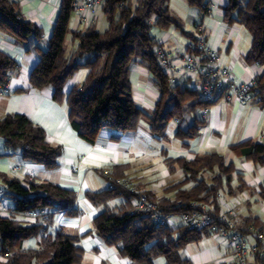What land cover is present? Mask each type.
Wrapping results in <instances>:
<instances>
[{"label":"trees","instance_id":"16d2710c","mask_svg":"<svg viewBox=\"0 0 264 264\" xmlns=\"http://www.w3.org/2000/svg\"><path fill=\"white\" fill-rule=\"evenodd\" d=\"M72 2L60 0L46 48L34 47L38 60L30 70L29 83L36 90L49 88L53 100L65 102L70 124L80 138L93 143L100 129L106 128L112 131L111 138L118 140L120 133L135 129L144 116L153 135L161 137L171 120H180L185 112L207 105L196 99L198 93L188 89L185 81L169 85L153 52L157 45L153 29L181 26L179 19L170 12L169 0H104L99 9L109 23L108 28L100 32L91 24L83 31L70 32L77 45L66 55L64 39L69 33ZM186 2L204 14L208 12L205 0ZM224 19L239 23L250 32L252 41L246 61L264 64V0H247L243 4L242 0H228ZM0 32L13 36L26 45L27 50L32 39L42 38L41 29L22 17L14 0H0ZM189 38L192 44L186 51L196 52L193 34H189ZM134 61L148 69L159 92L149 116L132 98L129 72ZM15 67V60L0 50V90L7 85ZM81 67L87 69L85 78L65 94L64 84ZM251 97L258 105L264 106V71L255 76ZM199 127V124H193L182 128L178 124L175 135L178 138L191 137ZM0 138L5 149L19 152L25 160L48 169L58 165L60 145L50 144L44 129L24 114L13 113L0 118ZM231 149L245 160L264 166V142L245 140L231 145ZM167 161L171 169L175 163L184 173L181 181L167 187L172 195L154 197L143 192L165 216L178 218L171 225L155 223L148 215L134 210L130 194L122 187L108 188L106 183L103 190L84 193L93 206L100 207L92 225L102 242L116 247L121 256L138 264H154V259L159 256L165 258L166 264H192L189 259L181 257L179 251L187 243L211 233L204 228L187 227L180 220L181 214L194 209L193 204L208 202L210 198L215 200L223 186L228 188L229 194L246 187L242 173L216 152L196 155L193 159ZM106 169L115 177H127L117 170V166ZM206 172L211 173L208 178L204 177ZM102 177L106 181L105 176ZM233 179L239 183L235 187L237 190L232 188ZM188 182L192 184L186 186ZM26 184L0 172L2 195L12 202L9 214L0 216V255H4L0 264H79L83 250L77 245V236L58 231L52 237H41L37 247H24V241L39 236L45 228L40 223L24 224L17 219L36 209H47L46 219L58 212L78 216L75 191L51 181L26 180ZM260 196L264 198V184L260 187ZM117 197L123 202L110 206V200ZM236 223L239 227L255 226L264 231V221L259 217L246 216Z\"/></svg>","mask_w":264,"mask_h":264},{"label":"crops","instance_id":"0c3cea01","mask_svg":"<svg viewBox=\"0 0 264 264\" xmlns=\"http://www.w3.org/2000/svg\"><path fill=\"white\" fill-rule=\"evenodd\" d=\"M14 1L17 2L22 17L41 29L42 38L32 39L27 50V46L16 41L13 36L0 32V50L16 62L6 85L8 91H0V118L13 113L26 115L44 129L46 140L50 144L60 145L61 151L57 158V167L48 169L23 159L19 152L5 149L3 139L0 138V172L20 179L25 186L26 180H36L51 181L71 189L76 193L75 206L79 210L78 216H66L58 212L48 219L46 215L36 219L27 215L18 216L17 219L24 224L40 223L45 228L39 236L24 241V247H37L41 237H52L60 231L78 237L77 245L83 250L79 264H138L121 256L116 247L102 242L92 225L100 207L89 202L85 191L105 189L106 181L98 170L117 166V170L134 180L142 191L154 197L164 194L171 196L172 193L166 190L167 187L181 181L184 173L175 163L171 165V169L167 160L193 159L196 155L207 152H216L224 157L226 163H232L236 171L242 173L246 185L234 194H229L228 188L223 186L216 199L210 198L208 203L217 211H231L238 221L246 216L259 217L264 221V216L259 213L264 209V198L260 196V187L264 184V166L245 160L231 149V145L245 140L264 142V106L258 105L254 97L246 102L234 99L214 102L204 119L199 118L198 109L187 111L180 120H171L161 137L153 135L144 116L143 120L140 118L135 129L120 133L118 140L111 138V130L102 128L94 142L89 143L80 138L72 128L65 102L53 100L49 88L36 90L29 83L30 70L38 60L34 47L38 45L42 49L46 48L58 16L60 0ZM246 1L242 0V4ZM205 2L208 7L206 14L188 5L186 0H169L170 12L179 19L181 26L179 28L170 25L166 29H153L152 34L157 45L171 53L186 51L192 44L189 34H193L196 25L200 23L206 33L208 47L221 56L223 65L230 69L236 79L249 81L264 71V64L246 61L245 56L252 41L250 32L241 24L224 19L228 0ZM91 24L100 32L109 26L101 9L87 23L80 20L77 12H72L68 23L69 33L64 39V50L69 42L71 50H65L66 55L77 45V40H72L70 32L83 31ZM86 73L85 67L79 68L64 84V93L67 94L73 85L80 84ZM129 82L134 102L149 116L159 98L150 72L138 61H134L130 65ZM171 122L172 126L169 125ZM178 124L182 128L193 124H199L200 127L191 137L178 138L175 135ZM210 175V172H206L204 177L208 178ZM191 184L192 182H188L186 186ZM238 184L236 179L232 180V188L235 189ZM114 199L110 200V206L123 202L122 198ZM253 200L255 205L260 206L254 207L251 212L250 205ZM0 204L7 211L12 206L7 196H0ZM244 206L248 213L242 214L240 211ZM179 253L192 264H229L232 260L228 240L209 233L203 234L195 242L187 243ZM154 264H166V260L159 256L154 259Z\"/></svg>","mask_w":264,"mask_h":264},{"label":"built area","instance_id":"2783aa9c","mask_svg":"<svg viewBox=\"0 0 264 264\" xmlns=\"http://www.w3.org/2000/svg\"><path fill=\"white\" fill-rule=\"evenodd\" d=\"M103 2L104 0H73L72 8L78 13L80 20L87 23ZM193 36L196 52L171 53L158 45L153 48L167 83L176 85L185 81L188 89L198 93L196 99L207 103L198 109L200 119L206 118L210 105L219 100L248 101L252 95L255 77L249 81L236 79L230 69L223 65L221 56L208 47L202 24L196 25ZM0 91L6 93L7 86ZM100 172L105 176L108 188L119 186L130 194L134 210L148 215L155 223L173 224L172 218L165 216L134 180L128 177H115L106 168H102ZM0 196H3L1 187ZM193 205L194 209L181 214V222L189 228H204L213 235L226 238L232 254L229 264H264V231L255 226L239 227L231 211H217L208 202ZM5 213L9 214V210L0 204V216H7ZM47 213V209H36L29 211L27 216L36 219Z\"/></svg>","mask_w":264,"mask_h":264},{"label":"rangeland","instance_id":"374dc122","mask_svg":"<svg viewBox=\"0 0 264 264\" xmlns=\"http://www.w3.org/2000/svg\"><path fill=\"white\" fill-rule=\"evenodd\" d=\"M70 46H71V43H70V42H69L68 44L66 43V45H65V50H66V52H69V51L71 50V49H70ZM141 120H143V117L141 118ZM172 124H173V122H171L169 125L172 126ZM120 198H121V197H117V198H115V199L120 200ZM115 199H114V200H115ZM257 205L260 206V204H256V205H255V201H254V200L251 201L250 211L253 212L254 209H255L254 207H257ZM260 208H261V207H260ZM258 211H259V210H258ZM258 211H257V212H258ZM240 213H242V214L248 213L247 207L244 206L243 209L240 211ZM249 213H250V212H249ZM259 213H260V215L264 216V209H261V211H259ZM172 219H174L176 222H177V220H178V218H177L176 216L173 217ZM2 260H4V255H3V256L0 255V261H2Z\"/></svg>","mask_w":264,"mask_h":264}]
</instances>
